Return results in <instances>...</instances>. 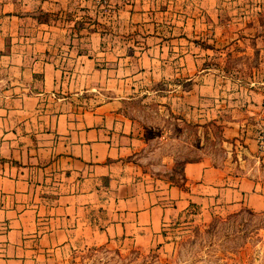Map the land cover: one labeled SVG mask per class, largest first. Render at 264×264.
<instances>
[{
    "label": "crops",
    "instance_id": "0c3cea01",
    "mask_svg": "<svg viewBox=\"0 0 264 264\" xmlns=\"http://www.w3.org/2000/svg\"><path fill=\"white\" fill-rule=\"evenodd\" d=\"M104 2L0 0V264H72L108 246L171 251L218 215L264 212L250 124H264V83L238 90L207 66L238 35L230 0ZM159 84L192 117L230 113L224 135L242 163L147 172L128 104Z\"/></svg>",
    "mask_w": 264,
    "mask_h": 264
},
{
    "label": "rangeland",
    "instance_id": "374dc122",
    "mask_svg": "<svg viewBox=\"0 0 264 264\" xmlns=\"http://www.w3.org/2000/svg\"><path fill=\"white\" fill-rule=\"evenodd\" d=\"M229 6L231 32L238 35H231L224 56H214L207 66L228 75L238 90L257 87L264 83V0H230ZM234 10L244 12L245 20L235 16ZM244 21L241 30L233 28ZM155 89L159 90L155 97L128 104L131 117L142 127L145 148L141 161L147 172L179 175L185 164L202 160L232 169L242 163L237 157L241 144L224 135L226 122L232 121L230 113L204 121L169 100V90L162 84ZM250 124L256 136L263 124ZM249 164L254 167V161H248L246 169ZM261 169L264 181V166ZM176 244L171 251L102 247L77 253L72 264H264V212L245 208L223 213L208 224L193 227Z\"/></svg>",
    "mask_w": 264,
    "mask_h": 264
},
{
    "label": "built area",
    "instance_id": "2783aa9c",
    "mask_svg": "<svg viewBox=\"0 0 264 264\" xmlns=\"http://www.w3.org/2000/svg\"><path fill=\"white\" fill-rule=\"evenodd\" d=\"M108 1H111V0H105V9H111V8H109V7H107L108 6V4L109 3H107ZM118 1H122V2H128V1H130V0H118ZM257 141H258V147H259V151L261 152V154H263L264 155V124L262 125V127H261V125H260V128H259V130L257 131Z\"/></svg>",
    "mask_w": 264,
    "mask_h": 264
},
{
    "label": "trees",
    "instance_id": "16d2710c",
    "mask_svg": "<svg viewBox=\"0 0 264 264\" xmlns=\"http://www.w3.org/2000/svg\"><path fill=\"white\" fill-rule=\"evenodd\" d=\"M181 187H184V183L177 182Z\"/></svg>",
    "mask_w": 264,
    "mask_h": 264
}]
</instances>
